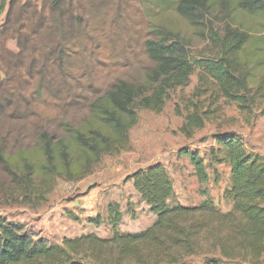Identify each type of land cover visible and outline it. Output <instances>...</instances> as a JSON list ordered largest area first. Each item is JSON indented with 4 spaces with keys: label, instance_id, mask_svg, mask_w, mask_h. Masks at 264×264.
Masks as SVG:
<instances>
[{
    "label": "rangeland",
    "instance_id": "rangeland-1",
    "mask_svg": "<svg viewBox=\"0 0 264 264\" xmlns=\"http://www.w3.org/2000/svg\"><path fill=\"white\" fill-rule=\"evenodd\" d=\"M52 2L6 0L0 15V148L8 157L38 148L44 141L41 133L58 139L66 136L65 124L86 123L90 103L113 84L142 81L154 65L144 50L151 27L174 31L193 62L217 53L212 36L223 35L229 25L264 33L260 20L235 13L232 0H212L208 9L198 10L196 24L174 6L154 0H65L59 10ZM200 73L196 70L187 86L172 89L160 113L136 102L139 121L125 148L103 156L81 179L56 176L52 190L40 197L23 196L26 189L13 175L18 168H6L0 160V217L48 246L85 234L112 237L110 203H119L123 212L118 232L145 230L156 215L128 176L158 162L174 183L171 205H197L206 191L224 211L230 210L232 201L224 192L231 186V166L225 150L214 160L212 149L220 147L218 135L233 133L249 151L264 154V101L243 110L221 97L215 83L202 84ZM192 101L207 111V119L189 137L180 127ZM186 149L203 157L207 182L197 176ZM204 259L196 255L181 264H207Z\"/></svg>",
    "mask_w": 264,
    "mask_h": 264
},
{
    "label": "trees",
    "instance_id": "trees-1",
    "mask_svg": "<svg viewBox=\"0 0 264 264\" xmlns=\"http://www.w3.org/2000/svg\"><path fill=\"white\" fill-rule=\"evenodd\" d=\"M65 0H53L59 10ZM160 6H174L190 23H197L200 8L208 9L212 0H154ZM236 14L257 18L264 30V0H232ZM6 0L0 1V15ZM144 42L153 66L142 81L121 80L90 103V117L80 126L65 124L66 136L56 139L41 133L42 145L21 149L7 156L0 148V160L18 168L14 179L26 192L23 196L50 192L56 176L70 180L88 175L103 156L129 143L130 131L139 121L135 103L156 113L163 111L169 92L187 86L200 70V82L215 83L228 100L241 109L264 101V33L229 25L223 35L212 36L217 53L193 62L176 33L154 26ZM260 72L263 74L258 79ZM259 83L255 86V83ZM197 94V96H200ZM180 131L191 137L205 125L207 111L192 101ZM264 112V111H263ZM217 153L225 150L231 166V186L225 190L232 207L224 211L219 201L206 191L197 205L169 203L176 191L162 163L139 169L128 176L142 200L156 215L151 226L138 232L120 233L123 212L119 203L108 206L114 235L103 238L85 234L66 238L62 244L48 246L36 241L22 226L0 217V264H181L187 258L204 256L207 264L264 261V155L249 151L237 134L218 135ZM201 181L209 180L207 165L198 152L184 150ZM38 179V180H37ZM95 222L100 223V219Z\"/></svg>",
    "mask_w": 264,
    "mask_h": 264
},
{
    "label": "crops",
    "instance_id": "crops-1",
    "mask_svg": "<svg viewBox=\"0 0 264 264\" xmlns=\"http://www.w3.org/2000/svg\"><path fill=\"white\" fill-rule=\"evenodd\" d=\"M264 155V154H263ZM263 264H264V261H263Z\"/></svg>",
    "mask_w": 264,
    "mask_h": 264
}]
</instances>
